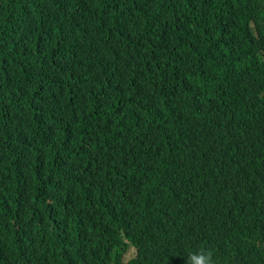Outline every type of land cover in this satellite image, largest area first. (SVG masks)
<instances>
[{
    "label": "trees",
    "instance_id": "16d2710c",
    "mask_svg": "<svg viewBox=\"0 0 264 264\" xmlns=\"http://www.w3.org/2000/svg\"><path fill=\"white\" fill-rule=\"evenodd\" d=\"M201 249L264 264V0H0V264Z\"/></svg>",
    "mask_w": 264,
    "mask_h": 264
},
{
    "label": "clouds",
    "instance_id": "9594fccd",
    "mask_svg": "<svg viewBox=\"0 0 264 264\" xmlns=\"http://www.w3.org/2000/svg\"><path fill=\"white\" fill-rule=\"evenodd\" d=\"M185 264H215L212 251L201 249L196 253H190Z\"/></svg>",
    "mask_w": 264,
    "mask_h": 264
},
{
    "label": "rangeland",
    "instance_id": "374dc122",
    "mask_svg": "<svg viewBox=\"0 0 264 264\" xmlns=\"http://www.w3.org/2000/svg\"><path fill=\"white\" fill-rule=\"evenodd\" d=\"M134 252H135V248L134 247H131L129 249V251L127 252V254H126V259H129L130 257H132V255L134 254Z\"/></svg>",
    "mask_w": 264,
    "mask_h": 264
}]
</instances>
